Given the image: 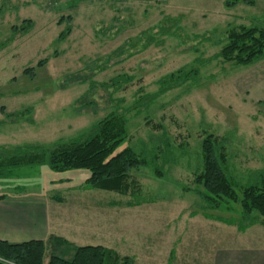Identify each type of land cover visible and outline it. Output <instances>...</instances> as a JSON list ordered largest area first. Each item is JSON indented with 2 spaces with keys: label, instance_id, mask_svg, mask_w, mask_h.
Returning <instances> with one entry per match:
<instances>
[{
  "label": "rangeland",
  "instance_id": "rangeland-1",
  "mask_svg": "<svg viewBox=\"0 0 264 264\" xmlns=\"http://www.w3.org/2000/svg\"><path fill=\"white\" fill-rule=\"evenodd\" d=\"M249 1L0 0V154L47 153L118 114L127 139L117 152L130 147L147 162L130 173L138 207L85 189L88 171L47 163L0 177V195L65 199L52 215L93 211L92 241L135 264H213L225 251L238 260L264 229L242 235L215 221L239 220V204L209 210L193 181L207 135L224 148L239 199L264 174V57L249 67L218 58L231 28L264 29V0ZM167 79L175 85L163 92Z\"/></svg>",
  "mask_w": 264,
  "mask_h": 264
},
{
  "label": "trees",
  "instance_id": "trees-1",
  "mask_svg": "<svg viewBox=\"0 0 264 264\" xmlns=\"http://www.w3.org/2000/svg\"><path fill=\"white\" fill-rule=\"evenodd\" d=\"M237 1L239 0L227 2L226 8L235 6ZM243 2L252 4L249 0ZM24 25L29 26V22L24 21ZM262 57L264 29L242 26L228 31L226 43L218 55L223 63L235 67H249ZM41 65L42 62L37 67ZM33 71L25 70L23 74L32 78ZM195 76L196 72L192 71L174 82H186ZM173 85L175 84L167 79L161 89L165 92L173 88ZM125 124L123 116L111 114L96 124L85 139L61 144L47 153L34 150V153L0 154V177H7L16 168L47 163L54 172L88 171L90 175L85 180L84 187L87 190L137 198L141 191L138 184L131 180L130 173L146 166L147 162L140 159L130 147L117 152L127 139ZM201 160V170L195 175L193 182L204 192L201 196L207 209L216 211L222 204L233 202L239 204L242 213L237 221H223L221 218L215 221L235 226L240 231L258 221L264 226V174L259 177L257 185L243 189L239 199L226 173L227 157L224 148L217 147L215 136L207 135L203 138ZM155 173L158 177L162 175L158 171ZM2 199L0 196V200ZM53 200L57 203L63 201L58 197H53ZM140 205L134 199L133 202L126 203L129 208ZM46 255L48 259L45 263ZM0 264H135V261L130 257H120L115 251L101 246L76 247L61 238L49 236L46 241L20 244L0 241Z\"/></svg>",
  "mask_w": 264,
  "mask_h": 264
},
{
  "label": "crops",
  "instance_id": "crops-1",
  "mask_svg": "<svg viewBox=\"0 0 264 264\" xmlns=\"http://www.w3.org/2000/svg\"><path fill=\"white\" fill-rule=\"evenodd\" d=\"M0 200V241L9 244H20L28 241H46L49 236L61 238L76 247L102 246L97 245L95 231L99 232L100 224L95 221V213L88 211H65L67 214H56V205L53 198H38L36 196H6ZM54 208V211L52 210ZM53 212H56L52 215ZM236 233L245 234L255 227L262 231L264 226L258 221L256 224L247 227L244 231L232 226ZM260 227V228H258ZM262 228V229H261ZM101 229V228H100ZM255 229V230H256ZM264 231V230H263ZM251 245L242 246L237 254L238 260H230L228 252L219 253L213 264H264V236L262 233L251 235ZM105 244V243H103ZM111 248V247H110ZM252 252H244L245 250Z\"/></svg>",
  "mask_w": 264,
  "mask_h": 264
}]
</instances>
